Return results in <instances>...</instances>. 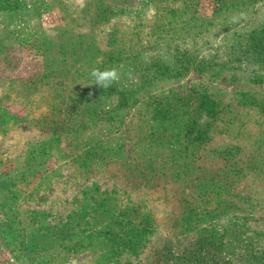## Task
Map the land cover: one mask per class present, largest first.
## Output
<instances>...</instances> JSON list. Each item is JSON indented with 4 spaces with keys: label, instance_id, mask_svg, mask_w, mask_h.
<instances>
[{
    "label": "rangeland",
    "instance_id": "1",
    "mask_svg": "<svg viewBox=\"0 0 264 264\" xmlns=\"http://www.w3.org/2000/svg\"><path fill=\"white\" fill-rule=\"evenodd\" d=\"M237 228L262 259L264 0H0V264H239Z\"/></svg>",
    "mask_w": 264,
    "mask_h": 264
},
{
    "label": "trees",
    "instance_id": "2",
    "mask_svg": "<svg viewBox=\"0 0 264 264\" xmlns=\"http://www.w3.org/2000/svg\"><path fill=\"white\" fill-rule=\"evenodd\" d=\"M143 227H140L136 230H134V233H127L126 236H123L122 234H118V230L119 228H122V224H118L117 226H114L115 230H112V232L114 234H116L114 237H111V245L112 247H115L116 245H127L128 243L131 242H135L138 240V237L146 231V227L145 225L142 223ZM149 226V225H148ZM206 229L204 228H200L197 230V234L199 235V233H203ZM59 234V229L56 230V234ZM235 235H234V248H235V258L238 260L239 264H264V257L258 258L256 257V253L257 250L255 251V247L252 245L251 242H248L247 245L244 244L245 239H243V234H244V230L241 228H237L236 231H234ZM57 234V235H58ZM229 235V231H225V233L221 234L219 236L220 239V244L222 243L223 248H225L226 244L228 245L226 247V253H229V255H227V257H222L219 261L217 260L218 258H215L212 260V262L210 264H227L230 260L231 257L233 256V250H232V238L228 239ZM58 236H63L62 234L58 235ZM200 237H198V239L195 240V242L191 245L193 246V251L197 252L201 249H203L204 247L206 249H203V253H207L209 252V243L208 240L209 238H206L202 235H199ZM122 237V238H121ZM121 238V239H120ZM226 239L225 242H222L221 240ZM113 240V241H112ZM224 243V244H223ZM198 248V249H196ZM208 261H206V259L203 258V260H200L199 263L200 264H207Z\"/></svg>",
    "mask_w": 264,
    "mask_h": 264
},
{
    "label": "clouds",
    "instance_id": "3",
    "mask_svg": "<svg viewBox=\"0 0 264 264\" xmlns=\"http://www.w3.org/2000/svg\"><path fill=\"white\" fill-rule=\"evenodd\" d=\"M91 75L94 77L96 85L103 88L110 87L113 82L119 79L116 69L103 71L94 69Z\"/></svg>",
    "mask_w": 264,
    "mask_h": 264
}]
</instances>
